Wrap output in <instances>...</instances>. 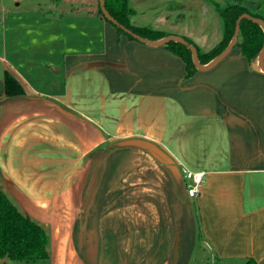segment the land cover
Wrapping results in <instances>:
<instances>
[{"label": "crops", "instance_id": "obj_1", "mask_svg": "<svg viewBox=\"0 0 264 264\" xmlns=\"http://www.w3.org/2000/svg\"><path fill=\"white\" fill-rule=\"evenodd\" d=\"M54 1L0 0L2 188L49 230V259L191 264L198 252L212 263L264 264V72L236 46L187 76L164 44L120 35L99 0L81 10ZM213 1H241L264 21V0H129L130 23L209 52L225 33ZM6 69L24 95L5 96ZM186 169L204 172L195 197ZM123 182L130 205L142 208L132 230L102 205ZM72 206L73 216L62 215Z\"/></svg>", "mask_w": 264, "mask_h": 264}, {"label": "trees", "instance_id": "obj_2", "mask_svg": "<svg viewBox=\"0 0 264 264\" xmlns=\"http://www.w3.org/2000/svg\"><path fill=\"white\" fill-rule=\"evenodd\" d=\"M213 4L215 10L224 20L225 33L223 39L213 50L203 52L196 48L202 65L210 63L227 48L235 33V25L240 16L249 13L253 17L262 19L257 13L247 9L241 1L227 4L213 1ZM105 5L110 16H113L126 29H130L144 39L160 41L170 36L169 33L154 30L150 26H133L130 23V18L135 11L130 7L129 0H105ZM98 13L102 16L100 4ZM116 29L120 35H127L129 38L134 39L132 35L124 33L120 27L116 26ZM240 29L239 39L235 46L240 47L248 63L255 67L258 65V58L264 48V29L249 18L242 20ZM186 40L192 45L188 39ZM164 46L184 59L187 65V76H192L197 72L189 48L175 41H169ZM4 87L7 98L25 94V88L19 77L11 69L5 71ZM2 178L3 173L0 170V258L5 256L11 261L28 262L49 259V230L35 219L21 212L10 200L2 188ZM218 264L220 263L218 262ZM245 264L257 263L254 260H248Z\"/></svg>", "mask_w": 264, "mask_h": 264}, {"label": "rangeland", "instance_id": "obj_3", "mask_svg": "<svg viewBox=\"0 0 264 264\" xmlns=\"http://www.w3.org/2000/svg\"><path fill=\"white\" fill-rule=\"evenodd\" d=\"M19 1H22V6L23 7L25 5L27 6V5H30V4H32L34 2H36V0H17V2H19ZM41 1L43 2V6H45L47 8L48 7L50 8V7L56 6L54 0H41ZM66 1H67V4H63V7H65L66 5H69V6H73V7L77 8V9L81 10V9L88 8L87 7V4H89L88 2H90L91 0H66ZM84 1H86V2H84ZM83 2H84V4H83ZM170 36H174V35H170ZM138 162H139V160H138ZM125 172H123L121 174H124ZM141 172L142 171H140V173ZM116 175L118 176L117 177V180L118 181H116V183L114 184V187L116 185H119V179H120L119 175H120V173L117 172ZM127 175H129V173H127ZM127 175H125L123 177V180H127V177H126ZM142 178H144V177H142ZM128 179H129V177H128ZM121 184H122V188H116V190L113 188V189L110 190V194H108L107 196H104L105 202L102 204L103 205V210L104 211L105 210H108V211L112 210V212H114V210L117 211V209H118L119 212H120V214L125 219H127L126 220V226H128V225L130 226V227H126V228H130L132 230L134 223L138 224L140 222H144V220H142V219H137V218L136 219L135 218L132 219V217L134 216V214H135V216L137 215V213H140L141 214L142 208H139L137 206V204H133V205L131 204L130 205V203L128 202L130 200V198H129L130 197V194L128 192L130 190V187H128L129 183L123 182ZM116 195H117V197H119V200H120V197L123 196L124 197L123 199H124V203L125 204L123 203L122 205L121 204L117 205L116 204V201H119V200H118V198H116ZM125 200H126V202H125ZM120 206H121V208H119ZM75 213H76V209L72 206V207H68L67 210H65V212H63L62 215H64V216L65 215L73 216ZM139 227L141 229H143L144 228V225L141 224ZM127 238H130V242H132V240H133L132 235L131 236H128ZM142 238H143V236H142ZM128 248L129 247L127 245V249ZM196 253H197V255H195V258H194V260L192 261L191 264H218V262L212 263L210 260H208L207 258H205L206 256H204V253H200V255L202 257H200V255H199L198 252H196ZM127 254L128 255H132V254H130V252H127ZM208 256H209V254H208ZM53 257L54 256L51 255L49 261L46 262V263H44V264H55V261L56 260ZM61 257L63 258L64 256L62 255ZM1 259L2 260L0 261V264H42L43 263L42 260H39V261H36V262H34V261H32V262L17 261V260L11 261V260L7 259L5 256L1 257ZM71 264H75L74 261Z\"/></svg>", "mask_w": 264, "mask_h": 264}, {"label": "water", "instance_id": "obj_4", "mask_svg": "<svg viewBox=\"0 0 264 264\" xmlns=\"http://www.w3.org/2000/svg\"><path fill=\"white\" fill-rule=\"evenodd\" d=\"M99 1H100V7H101V11H102V16H104L108 22L116 25L117 27H120L124 31V33L132 35L138 41L143 42L145 44L148 43L151 45H159V46H162L163 44H165L169 41H175V42H178L179 44L181 43L184 46H186L187 48H189L192 52L193 63L196 66L197 70L199 69V70L208 71V70L213 69L217 65L218 62H220L224 57H226L236 47L235 45L237 44L238 39H239V35H240V31H241L240 23L242 22V20L249 18L252 21H254L255 23H257L258 25H260L262 29H264V21L262 19L253 17L249 13L240 16L236 22V25H235V29H236L235 33L231 39V42L228 44L227 48L224 51H222L219 55H217L215 57V59H213L210 63H208L207 65H202L199 61V58H198V50L193 45H191L185 38H183L181 36L180 37L179 36H168V37L163 38V40H160V41H151L148 39H144L141 36H139L138 34L132 32L130 29H126L113 16H110L107 9H106L105 0H99ZM257 63H258V65L256 67L261 69V71L264 72V48H263V50H262V52L258 58ZM146 146L148 147L146 149L153 152V154L158 159H160L163 163L167 164V163L172 162L171 159H169L167 155H165L162 151L157 149L152 144L149 143Z\"/></svg>", "mask_w": 264, "mask_h": 264}, {"label": "built area", "instance_id": "obj_5", "mask_svg": "<svg viewBox=\"0 0 264 264\" xmlns=\"http://www.w3.org/2000/svg\"><path fill=\"white\" fill-rule=\"evenodd\" d=\"M184 178L188 186V195L195 197L200 192L201 184L204 180V172L199 173L186 169L184 171Z\"/></svg>", "mask_w": 264, "mask_h": 264}]
</instances>
